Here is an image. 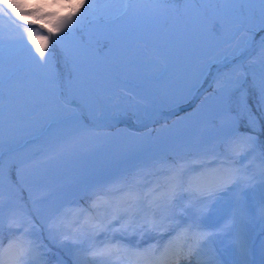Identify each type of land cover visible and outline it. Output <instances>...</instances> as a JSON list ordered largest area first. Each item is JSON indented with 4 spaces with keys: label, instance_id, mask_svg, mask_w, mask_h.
<instances>
[{
    "label": "snow or ice",
    "instance_id": "6c2138e0",
    "mask_svg": "<svg viewBox=\"0 0 264 264\" xmlns=\"http://www.w3.org/2000/svg\"><path fill=\"white\" fill-rule=\"evenodd\" d=\"M5 21L19 38L5 34ZM156 25L167 29L159 39L207 51L220 65L224 135L192 157L92 185L87 209H53L49 237L79 245L83 264H264V0H0V126L51 112L53 125L100 136L84 123L85 107L102 102L109 80L146 66ZM123 99L127 111L145 97ZM62 152L53 143L6 169L0 150V264H45L29 210L10 201L5 215L3 184L11 187L13 166L17 179L30 166L42 189L43 166Z\"/></svg>",
    "mask_w": 264,
    "mask_h": 264
},
{
    "label": "rangeland",
    "instance_id": "374dc122",
    "mask_svg": "<svg viewBox=\"0 0 264 264\" xmlns=\"http://www.w3.org/2000/svg\"><path fill=\"white\" fill-rule=\"evenodd\" d=\"M29 2L35 4L37 0ZM38 27L32 26L33 30ZM3 28L6 35L19 38L20 33L11 29L6 21ZM153 31L157 39L149 49L155 56V63L147 64L149 60L143 57L146 66L135 72L121 73L117 78L109 80L105 84L102 102H94L90 108L85 107L84 122L108 129L99 131L100 136L81 131L57 136L73 127L53 125L54 113L51 112L38 111L33 117L20 120L14 125L6 120L0 126L3 133L0 136V150L3 151L6 169L13 161L18 163L38 151L47 150L53 143L60 144L63 149L61 155L43 166L39 181L42 189L37 187L35 172L30 166H24L20 179H17L16 168L13 166L11 187L7 178L3 184L5 215L10 201L15 206L29 210L38 230L37 235L48 249L45 264H83L84 261L80 246L73 244L71 239H65L62 233L49 237L46 222L54 208L76 204L87 209L92 185L112 180L125 172L132 173L152 161L192 157L224 135L223 104L214 82L219 64L211 63L213 56L207 51L193 52L180 44H169L159 39L167 31L164 25H156ZM57 56L59 58V49ZM209 64L211 66L206 67ZM59 66L63 71V66ZM161 75L163 78L159 84L149 79ZM133 95L144 96L145 100L136 109L128 108L125 111L127 105L123 98ZM109 96L112 97L111 102L107 99ZM198 97L199 101L193 109L176 117L165 116L146 132H140L134 127H147L158 112L190 106ZM241 130L248 131L244 128ZM27 141L51 142L45 147L31 145L18 152ZM250 233L258 243L261 225L252 224ZM2 236L7 241L6 227ZM137 239L128 237L125 242L131 241L134 244ZM151 242V239L141 241L142 244ZM60 243L66 244L64 251L67 256L58 249Z\"/></svg>",
    "mask_w": 264,
    "mask_h": 264
},
{
    "label": "water",
    "instance_id": "95a60500",
    "mask_svg": "<svg viewBox=\"0 0 264 264\" xmlns=\"http://www.w3.org/2000/svg\"><path fill=\"white\" fill-rule=\"evenodd\" d=\"M197 103H198V100H197L193 105H191L190 107L181 108V109H175V110L165 111V112H163V113H160V114L156 115V116L153 118L152 123H151L149 126H147V127H145V128H141L140 131H141V132H146L148 129L152 128V127L154 126L155 122H156L160 117H162V116H164V115L171 114V113H181V114H182V113L188 112V111H190L191 109H193V108L196 106ZM85 124H86V123H85ZM87 125H88L89 128H91V129L105 130L103 127H100V126H97V125H94V124H87ZM73 131H77L76 128L73 127V128L70 129L69 131L63 132V133L59 134L58 136L66 135V134L71 133V132H73ZM53 139H54V137H53L51 140H53ZM50 142H51V141H47V142H40V141H37V142H35V143H30V144L26 145L25 147L20 148V149L18 150V152H20L21 150H24V149L28 148V147H29L30 145H32V144H36V145H38V146H40V147H45V146H47Z\"/></svg>",
    "mask_w": 264,
    "mask_h": 264
},
{
    "label": "trees",
    "instance_id": "16d2710c",
    "mask_svg": "<svg viewBox=\"0 0 264 264\" xmlns=\"http://www.w3.org/2000/svg\"><path fill=\"white\" fill-rule=\"evenodd\" d=\"M32 1L34 2V1H36V0H32ZM32 4H33V3H32ZM148 50H149V51H148ZM148 50H146L147 53L145 54V56H144V54H143V57H146V60H149V61H153V60H155V58H154L155 56H153V54L150 52V49H149V48H148ZM58 245H59V244H58ZM65 246H66L65 243H64V244H63V243H60V246H59V247H60L61 249H63V250H66V249H65Z\"/></svg>",
    "mask_w": 264,
    "mask_h": 264
}]
</instances>
